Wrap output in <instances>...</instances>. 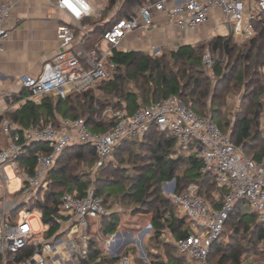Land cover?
<instances>
[{
    "label": "built area",
    "instance_id": "1",
    "mask_svg": "<svg viewBox=\"0 0 264 264\" xmlns=\"http://www.w3.org/2000/svg\"><path fill=\"white\" fill-rule=\"evenodd\" d=\"M107 2L100 0L99 4L104 9ZM55 8L66 17L56 28L58 51L43 64L38 75L18 76V86L28 93L21 98L22 103L38 104L47 97L64 100L71 94L95 90L110 79L109 70L115 68L109 61L113 53L130 52L122 49L126 36L147 31L158 20L191 34L204 27L217 11L220 38L232 36L235 42H244L254 36V23L264 13V0H145L128 17L114 21L99 42L91 46L86 45L90 26L84 20H98L103 9L94 14L86 0H56ZM12 10L11 2L0 1V52L11 35L6 23ZM115 10L114 7L110 12V18ZM155 55L158 52L151 47L150 56ZM203 63L212 64L208 52ZM102 118H114V126L107 131H95L82 118L61 119L58 127L49 124L21 128L7 120L0 121V133L8 140L7 146L0 149V187L5 191L0 203V264H8L27 247L32 253L26 264H108L105 258H113L108 253L89 261L90 228L99 218L113 213L103 205L93 184L83 195L73 190L58 197L56 229L47 235L49 226L43 224L47 229L41 240L35 238L41 233H34L29 225L31 210L26 211L25 218L15 221L11 220V214L21 205L32 206L35 199L45 195L49 172L67 148L84 145L94 150L97 162L91 173L93 179L99 166L113 161L118 146L143 140L151 127L171 136L178 151L193 154L201 162L200 172L213 175L217 186L227 190L221 206L212 208L195 195L196 185L191 184L184 193L176 195L174 180L164 183L163 189L171 188L169 197L179 215L188 220L189 234L179 239L163 236L160 239L173 244L188 263L209 264L210 248L220 237L236 202L244 201L257 221L264 224V163L244 156L241 147H236L211 118L198 115L175 96L142 107L132 115L107 108ZM33 144L49 151L36 156L34 172L29 175L19 166V160L26 147ZM6 167L23 178L20 190L10 201L6 199L10 184ZM115 264H134L133 257L124 256Z\"/></svg>",
    "mask_w": 264,
    "mask_h": 264
},
{
    "label": "trees",
    "instance_id": "2",
    "mask_svg": "<svg viewBox=\"0 0 264 264\" xmlns=\"http://www.w3.org/2000/svg\"><path fill=\"white\" fill-rule=\"evenodd\" d=\"M144 1L108 0L98 20H84V23L90 26L85 39L86 45L98 43L104 31L114 21L128 17L131 11L141 6ZM114 7V16L110 18L109 14ZM204 50L209 54L220 52L227 59L223 68L221 61H214L212 72L218 78L215 84L203 70ZM109 61L115 65V68L109 70L110 79L101 82L96 89L117 101L96 98L93 95L94 90L71 94L64 100L47 97L38 104L30 101L24 103L18 110L10 113L7 120L21 128H29L49 124L58 127L61 119L82 118L91 129L107 131L114 126L115 119H103L102 113L105 109L111 108L115 113L132 115L142 107L175 96L198 115L217 121L221 132L227 134L236 147H241L244 156L256 163H264V137L262 138L257 130L259 119L264 112V74L260 73V69L264 70V13L254 23V36L241 44L236 43L232 36L214 37L207 43L183 46L157 57L135 51L114 52ZM142 79L153 82L154 88L151 91L142 89L137 93L126 91L124 88L125 80L137 83V80ZM240 87L245 88L241 110L231 131L226 132L224 130L229 125L228 122L221 124L222 109L225 107L221 102L222 93H228L229 88ZM27 94L25 90H21L19 98L14 102ZM134 145H139L140 152L133 154L130 151ZM48 151L39 144L26 147L19 160V166L32 175L36 156ZM123 153H128L125 161L127 164L132 156L140 161L142 165L138 168L142 171L129 176L120 167L112 168L110 162L99 166L92 179L91 173L97 159L91 147L72 146L61 154L47 177L45 195L41 199H35L31 206L40 212L43 224L49 226V231L45 234L49 235L56 229L58 197L73 190L83 195L93 184L104 206L111 208L114 200H118L120 204L127 202L136 205V213H148L151 241L161 243L166 248H173L178 254L171 256L167 252L165 262L133 259L134 264H190L173 244L160 239L162 236L179 239L189 234L188 220L179 215L171 198L163 194V184L174 180L176 195H181L189 185L194 184L197 186L195 195L212 208L221 206L227 190L217 186L213 175L200 172L199 159L193 154H182L177 150L175 140L171 136L154 127L149 129L141 141L123 142L116 148L114 159L121 158ZM129 180V186H126L125 181ZM23 207L21 205L11 214L12 221L19 218L17 212ZM118 223L119 217L113 212L109 217L99 218L91 226L89 261L103 255L98 238L115 234ZM227 227H231L232 231L227 240H221ZM263 241L264 224L257 221L244 201H238L225 221L220 237L210 248L208 263L242 264L243 257L256 250V245ZM31 253L32 249L27 247L18 252L8 264H26ZM124 256L127 255L105 258V262L115 264Z\"/></svg>",
    "mask_w": 264,
    "mask_h": 264
},
{
    "label": "crops",
    "instance_id": "3",
    "mask_svg": "<svg viewBox=\"0 0 264 264\" xmlns=\"http://www.w3.org/2000/svg\"><path fill=\"white\" fill-rule=\"evenodd\" d=\"M0 1L13 4L11 17L6 23L11 35L5 43L4 51L0 52L1 121L7 120L10 113L24 104L21 102L22 97L14 102L21 91L17 84L18 76L38 75L43 64L58 51L56 28L66 17L56 10V0ZM218 16L219 12H213L208 23L191 34L182 33L173 24H164L158 20L147 31L128 34L122 42V49L150 56L151 47H155L160 54L165 50H176L213 37H221V28L217 26ZM7 143V138L0 133V149L5 148ZM2 193L5 194L3 189Z\"/></svg>",
    "mask_w": 264,
    "mask_h": 264
},
{
    "label": "rangeland",
    "instance_id": "4",
    "mask_svg": "<svg viewBox=\"0 0 264 264\" xmlns=\"http://www.w3.org/2000/svg\"><path fill=\"white\" fill-rule=\"evenodd\" d=\"M89 3H91V6L93 8L94 14H97L103 9V5L99 4L100 0H88ZM104 1V0H103ZM104 16V14H103ZM209 40L201 41L193 46L199 44V43H207ZM238 44H241L243 42H236ZM170 51L165 50L162 51V53L155 55V57L160 56L161 54H168ZM207 52L204 50L203 57L205 56ZM209 53V52H208ZM211 62H213L210 66L203 63V70L209 77L212 83H216L218 78L216 74L212 72L214 61L220 62L222 68L226 64V57L224 54H221L220 52L217 53H211ZM203 60V59H202ZM260 73L264 74V70L260 69ZM124 88L126 91L131 92H140L142 89L151 91L154 88V83L150 82L147 79L137 80V83L133 80L127 81L125 80ZM229 92H223L221 102L225 104L224 110L222 109V117H221V124L228 122V126L225 128L224 131L230 132L231 128L233 126V123L238 116V113L241 110V103L245 97V88H229ZM93 95L96 98H99L101 100H105L106 98L110 99V101L115 102L117 99L112 98L110 96H106L103 94L102 91L96 89L93 91ZM263 103H264V96H263ZM217 122V121H216ZM215 122V123H216ZM259 134L264 137V112L261 115L259 119V125L257 128ZM133 152V154L140 152L139 145H134L132 149L130 150ZM129 152V151H128ZM182 154L186 155L187 150H182ZM127 154L123 153L120 157L117 159H113L111 163V167L113 168L116 166L117 168H121L122 170H125L129 176H133L135 173L142 171L138 168V166L142 165L140 161H137L133 158L130 160V162L127 164L125 161L127 160ZM119 159L121 161H119ZM18 165V163H16ZM136 166V167H135ZM86 172V171H85ZM6 173L10 180V184L7 186V195L6 199L8 201L13 200L15 197L12 195L17 193L21 186H22V177L19 175H16L15 171L13 169H10L9 167H6ZM131 179V178H130ZM126 186H129V181H125ZM171 191V188L168 186H164L163 194L166 196H169V193ZM19 196V193L17 194ZM3 201V193L2 188L0 187V203ZM115 203H113L111 209L114 213H117L119 217V223L118 228L115 234L111 236L103 237L99 236V242H100V248L103 250V253H108L109 255L115 257L117 253L120 255H130L133 257L135 261H138L139 259L146 261V260H159L165 262L166 257L165 255L170 254L171 256H178L177 252L173 248H166L161 243L158 242H152L150 239L151 234V228L150 226V216L145 211L141 213L134 212L136 205L124 203L120 204L118 200H114ZM1 206V204H0ZM30 211L31 219L29 220V225L31 226V229L34 233H41L38 237L35 236L36 239L41 240V236L43 232L46 231V226L43 225V223L40 220V212L36 209H33L29 204L24 206L23 208H20L17 212L20 219L26 217V211ZM149 229V232L146 233V230ZM232 229L231 227H227L225 230L222 239L221 240H227V236L231 233ZM119 233V236H116V234ZM46 236V235H45ZM170 238V237H165ZM169 243V242H168ZM242 264H264V241L260 242L256 245V250L248 253L243 257Z\"/></svg>",
    "mask_w": 264,
    "mask_h": 264
},
{
    "label": "water",
    "instance_id": "5",
    "mask_svg": "<svg viewBox=\"0 0 264 264\" xmlns=\"http://www.w3.org/2000/svg\"><path fill=\"white\" fill-rule=\"evenodd\" d=\"M173 184H174V183H172V185H173ZM173 187H174V185H173ZM19 207H20V206H19ZM148 232H149V229L146 230V233H148ZM116 236H119V233H117ZM118 256H119V253H117V254L115 255V257H118Z\"/></svg>",
    "mask_w": 264,
    "mask_h": 264
}]
</instances>
